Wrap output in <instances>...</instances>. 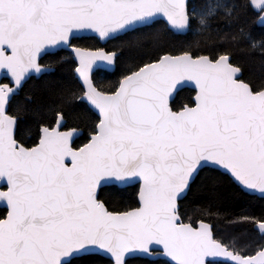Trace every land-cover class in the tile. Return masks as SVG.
I'll return each instance as SVG.
<instances>
[{"label": "snow or ice", "instance_id": "1", "mask_svg": "<svg viewBox=\"0 0 264 264\" xmlns=\"http://www.w3.org/2000/svg\"><path fill=\"white\" fill-rule=\"evenodd\" d=\"M219 14L237 26L234 41L255 39L250 14L264 28V0H217L199 15L187 0H0V264H264V214L234 218L259 236L243 247L212 222L233 188L264 197V83L241 78L228 52L188 45L159 48L106 86L96 70L118 67L124 48L78 44L159 23L186 34ZM53 50L69 53L59 67L45 61ZM65 64L58 87L17 103ZM185 85L193 95L178 104ZM81 107L93 117L83 128L68 122ZM45 110L51 122L25 141V117ZM198 182L210 222L184 208Z\"/></svg>", "mask_w": 264, "mask_h": 264}, {"label": "trees", "instance_id": "2", "mask_svg": "<svg viewBox=\"0 0 264 264\" xmlns=\"http://www.w3.org/2000/svg\"><path fill=\"white\" fill-rule=\"evenodd\" d=\"M212 0H190L189 11L198 10L205 11L211 5ZM214 3V0L212 4ZM251 14L245 18V23L254 40L242 39L234 41L231 39L236 34L238 28L231 21L227 20L223 14H219L215 19L210 21V25L206 27L193 26V28L185 35L175 34L169 31L163 23L156 24L154 27L145 28L141 33H130L127 36L118 37L109 43L103 45L92 38H85L78 41L83 46L98 45L104 47L105 50L114 49L122 46L124 48L121 62L113 73L96 72V79L99 83L111 86L121 76L126 67L132 66L140 62L142 59L148 58L159 48L167 47L172 50H179L188 45L208 50L226 51L230 54L231 62L234 66L241 69L242 78L246 82L254 85L264 83V53L260 48L261 42H264V28L252 23ZM141 37V41L135 46H126L125 42ZM69 53L65 50L58 51L54 54H47L45 61L59 67V61L66 60ZM70 66L65 64L60 68L56 76H48L43 80L34 78L26 87L24 93L18 99V104L25 103V98L33 92L37 94V102L40 100L43 89L55 88L59 86V79L69 74ZM190 95H193L191 89H184L176 96V102H187ZM68 122L73 126L79 125L84 127L89 123L92 113L85 108L69 109ZM41 119H47L51 122L52 116L46 110L43 114H29L25 117V123L22 127V136L25 141L30 142L34 139L38 122ZM205 196L202 183L193 188L184 200V208L189 216L193 219L203 218L205 222H210V217L204 209ZM221 207L225 210L222 214L217 213L214 223L217 235L225 241H235L238 247L245 244H251L259 239L258 234L251 228L234 223V218L242 213L255 214L259 216L264 214V198L249 195L237 189H231L228 197L222 202ZM3 209L0 208V216L3 215ZM106 258L99 256H91L84 258L80 264H106ZM129 264H145L143 258H135L129 260Z\"/></svg>", "mask_w": 264, "mask_h": 264}, {"label": "water", "instance_id": "3", "mask_svg": "<svg viewBox=\"0 0 264 264\" xmlns=\"http://www.w3.org/2000/svg\"><path fill=\"white\" fill-rule=\"evenodd\" d=\"M189 1L190 0H187V4L189 5ZM174 32V31H173ZM175 34H180V33H178V32H174ZM188 33V32H187ZM186 33V34H187ZM92 33H85V36L87 37V38H90V37H92ZM181 35H185V34H181ZM101 44H103V45H105L104 43H101ZM58 51H61V50H53V51H51V52H49V53H47V54H54V53H56V52H58ZM65 51H67V50H65ZM46 54V55H47ZM231 59V58H230ZM115 69L116 68H111V67H106L105 66V64L104 63H101V65H100V67L99 68H97V70H96V72H108V73H113L114 71H115ZM242 78V77H241ZM184 89H191V87L189 86V85H185L184 87H180V86H178L177 87V94L180 92V91H182V90H184ZM177 96V95H176ZM245 193H247V194H249V195H252V196H257V197H260V198H264V197H262L261 196V194L257 191V192H245ZM0 208L1 209H3V206L2 205H0ZM103 258H106V257H103ZM135 258H141V257H133V258H130V260L131 259H135ZM107 259V258H106Z\"/></svg>", "mask_w": 264, "mask_h": 264}, {"label": "rangeland", "instance_id": "4", "mask_svg": "<svg viewBox=\"0 0 264 264\" xmlns=\"http://www.w3.org/2000/svg\"><path fill=\"white\" fill-rule=\"evenodd\" d=\"M212 2H213V0H212ZM212 2H211V5H210V6L214 5V4L217 2V0H214V3H213V4H212ZM210 6H209V7H210ZM207 9H208V8H207ZM206 11H207V10H205V11L192 10L191 12H193V13L199 15V14L204 13V12H206Z\"/></svg>", "mask_w": 264, "mask_h": 264}]
</instances>
